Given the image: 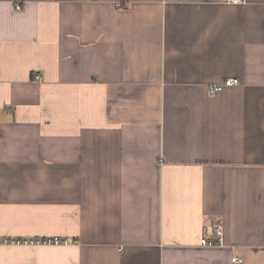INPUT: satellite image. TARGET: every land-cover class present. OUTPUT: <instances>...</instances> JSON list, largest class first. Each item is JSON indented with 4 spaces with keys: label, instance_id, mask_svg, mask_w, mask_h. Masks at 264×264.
<instances>
[{
    "label": "crops",
    "instance_id": "0c3cea01",
    "mask_svg": "<svg viewBox=\"0 0 264 264\" xmlns=\"http://www.w3.org/2000/svg\"><path fill=\"white\" fill-rule=\"evenodd\" d=\"M0 264H264V0H0Z\"/></svg>",
    "mask_w": 264,
    "mask_h": 264
},
{
    "label": "built area",
    "instance_id": "2783aa9c",
    "mask_svg": "<svg viewBox=\"0 0 264 264\" xmlns=\"http://www.w3.org/2000/svg\"><path fill=\"white\" fill-rule=\"evenodd\" d=\"M228 3H241L242 0H224ZM18 10L21 9V6L16 7ZM34 80H41L42 76L40 73H35L34 74ZM240 81L237 78H227L221 81L220 83L213 84L209 86V93L210 94H215L218 92H221L224 88L238 85ZM207 235L203 237L200 241V244L203 246H224L225 244V238H224V226L222 223H213L209 224L207 226ZM11 243H24V244H35V243H43V244H48V245H67L70 243V240L68 239H62L59 237H54V238H49L43 241H38L35 239L31 240H13ZM234 262H241L240 259L237 257L233 258Z\"/></svg>",
    "mask_w": 264,
    "mask_h": 264
}]
</instances>
